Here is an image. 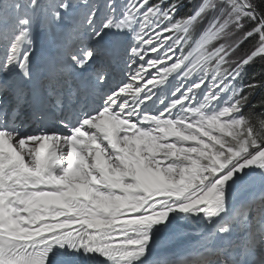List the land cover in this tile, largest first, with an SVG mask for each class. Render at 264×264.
I'll return each instance as SVG.
<instances>
[{
	"label": "snow or ice",
	"instance_id": "1",
	"mask_svg": "<svg viewBox=\"0 0 264 264\" xmlns=\"http://www.w3.org/2000/svg\"><path fill=\"white\" fill-rule=\"evenodd\" d=\"M182 3L0 0V264H264V94L252 103L264 79L233 86L264 62V0H202L176 20ZM37 29L50 51L39 68ZM121 62L125 79L92 107ZM177 72L175 99L146 112ZM15 121L44 126L25 134ZM178 216L211 227L153 256L155 233L186 241Z\"/></svg>",
	"mask_w": 264,
	"mask_h": 264
},
{
	"label": "rangeland",
	"instance_id": "2",
	"mask_svg": "<svg viewBox=\"0 0 264 264\" xmlns=\"http://www.w3.org/2000/svg\"><path fill=\"white\" fill-rule=\"evenodd\" d=\"M217 46H218V44H217ZM242 48H243V45H242ZM245 50H247V49H245ZM249 66H250V64L246 65L244 70H243V72L241 73L240 78H238L236 81L233 82V86L234 87L243 89V87L248 84V82L250 81V77L247 75V72L249 70ZM257 67L261 68V70H260L261 74H260V76L255 77V78L258 79V80H259V77H261V79H264V65L262 64V62L258 61L256 63V65H255L254 69H256ZM179 82L180 81L177 82V85H178ZM189 83H190V81H186L185 82V86H188ZM198 95H200V93H198ZM221 103H222L221 106H224V103L223 102H221ZM242 197H243V194H242Z\"/></svg>",
	"mask_w": 264,
	"mask_h": 264
},
{
	"label": "trees",
	"instance_id": "3",
	"mask_svg": "<svg viewBox=\"0 0 264 264\" xmlns=\"http://www.w3.org/2000/svg\"><path fill=\"white\" fill-rule=\"evenodd\" d=\"M262 64L264 65V62H262ZM260 70H261V68H260V67H257V68L255 69V71L252 72V75H253L254 77H258V76H260V74H261V73H260ZM259 80H261V77H259ZM262 94H264V93H262V92H260V91L257 92L256 102H257L259 96L262 95ZM253 104H255V103H253ZM252 111H254L255 114L259 115L260 109H255V110H252Z\"/></svg>",
	"mask_w": 264,
	"mask_h": 264
}]
</instances>
